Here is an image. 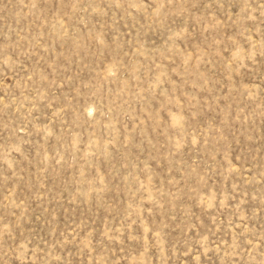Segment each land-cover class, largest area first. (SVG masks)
<instances>
[{
	"label": "rangeland",
	"instance_id": "374dc122",
	"mask_svg": "<svg viewBox=\"0 0 264 264\" xmlns=\"http://www.w3.org/2000/svg\"><path fill=\"white\" fill-rule=\"evenodd\" d=\"M0 264H264V0H0Z\"/></svg>",
	"mask_w": 264,
	"mask_h": 264
}]
</instances>
